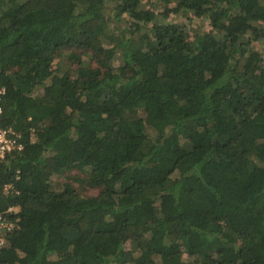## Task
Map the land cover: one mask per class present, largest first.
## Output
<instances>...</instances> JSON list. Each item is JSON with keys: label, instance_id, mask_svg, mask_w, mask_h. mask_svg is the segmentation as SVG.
Returning a JSON list of instances; mask_svg holds the SVG:
<instances>
[{"label": "trees", "instance_id": "1", "mask_svg": "<svg viewBox=\"0 0 264 264\" xmlns=\"http://www.w3.org/2000/svg\"><path fill=\"white\" fill-rule=\"evenodd\" d=\"M260 42L264 0H0V264H264Z\"/></svg>", "mask_w": 264, "mask_h": 264}, {"label": "built area", "instance_id": "2", "mask_svg": "<svg viewBox=\"0 0 264 264\" xmlns=\"http://www.w3.org/2000/svg\"><path fill=\"white\" fill-rule=\"evenodd\" d=\"M6 93L5 87H0V159L5 158L7 155L12 154L16 151H21L24 148L21 132L13 129L12 127H6L2 124L3 114V99ZM9 185L6 186L5 190L9 189ZM13 210V208H11ZM6 221V219H5ZM0 217V226H6L10 230L13 227V222H5ZM3 242V241H2Z\"/></svg>", "mask_w": 264, "mask_h": 264}, {"label": "rangeland", "instance_id": "3", "mask_svg": "<svg viewBox=\"0 0 264 264\" xmlns=\"http://www.w3.org/2000/svg\"><path fill=\"white\" fill-rule=\"evenodd\" d=\"M186 17L187 16H183L182 17L181 14H172V17L171 18L174 19V20L182 19V20L189 21V18L186 19ZM191 17H193V15H191ZM191 23L196 28H199V30H201V29H204V30L210 29L209 21L208 20H205V19H202V18H194ZM256 48L259 49L260 51H262L264 53V43L263 44L261 42L260 43H257L256 44ZM63 69L65 71L69 70L68 63L65 64V66H64ZM98 191H99V188H89V189H86V193L87 194H92V195L98 193Z\"/></svg>", "mask_w": 264, "mask_h": 264}]
</instances>
